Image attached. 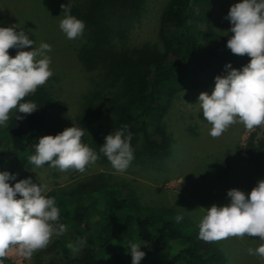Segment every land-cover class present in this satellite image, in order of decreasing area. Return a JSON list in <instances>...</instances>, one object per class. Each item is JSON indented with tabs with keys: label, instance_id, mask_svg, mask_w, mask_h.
Masks as SVG:
<instances>
[{
	"label": "trees",
	"instance_id": "16d2710c",
	"mask_svg": "<svg viewBox=\"0 0 264 264\" xmlns=\"http://www.w3.org/2000/svg\"><path fill=\"white\" fill-rule=\"evenodd\" d=\"M216 1L168 0L158 42L132 46L121 41L139 19L145 0H66L71 14L86 25L76 59L91 76L80 112L71 115L51 86H39L24 98L39 108L21 113L25 118L17 121L12 110L7 126L0 127V171L18 173L17 181L30 177L39 183L32 173L35 166L27 161L39 138L74 125L88 133L98 157H104L99 151L104 138L127 125L132 161L163 170L174 142L165 120L179 93L207 88L217 75H226L225 64L240 69L251 59L226 47L232 35L226 19L230 8L224 27H218ZM8 52L10 57L17 54L15 47ZM254 139L252 135L248 142L249 153L257 157L261 148ZM46 195L55 198L65 231L39 250L37 264H132L126 254L129 242L142 245L146 253L140 264H227L219 246L199 239V229L185 215L178 223L180 213L174 209L145 206L130 182L98 173Z\"/></svg>",
	"mask_w": 264,
	"mask_h": 264
},
{
	"label": "clouds",
	"instance_id": "9594fccd",
	"mask_svg": "<svg viewBox=\"0 0 264 264\" xmlns=\"http://www.w3.org/2000/svg\"><path fill=\"white\" fill-rule=\"evenodd\" d=\"M61 7L64 11L60 30L70 40L81 36L86 27L84 21L71 14L68 4ZM226 19L232 25L226 47L233 54H247L251 59L240 69L230 62L225 64L226 75L215 77L211 94L201 92L198 96L196 104L211 125L208 134L213 138L220 137L237 122L247 129L264 125V0H240L230 7ZM33 43L36 41L29 39L23 28L16 31L14 26H0V127L7 126L12 110L17 113L16 121L25 118L21 113L36 111L39 107L24 98L53 75L48 55L51 45L46 42L10 57V48L24 49ZM127 129L124 125L108 134L99 149L118 172L125 171L134 159L132 134ZM83 136L84 129L75 125L55 136H42L27 161L37 168L48 163L61 171L75 169L83 173L98 159L97 152L82 143ZM18 175L0 171V264L11 248L16 247L21 256L31 258L54 235L65 231V225L59 222L55 198L46 195L47 185L42 181L35 183L30 177L17 181ZM227 197L230 200L225 205L200 207L206 211L198 225V238L213 242L227 237L258 236L262 243L247 251L249 255L264 258V179L250 193L233 188ZM183 219L181 214L176 216L178 223ZM141 247L129 242L126 254L131 255L132 264H140L145 257Z\"/></svg>",
	"mask_w": 264,
	"mask_h": 264
},
{
	"label": "rangeland",
	"instance_id": "374dc122",
	"mask_svg": "<svg viewBox=\"0 0 264 264\" xmlns=\"http://www.w3.org/2000/svg\"><path fill=\"white\" fill-rule=\"evenodd\" d=\"M167 1L145 0L139 19L121 43L139 46L158 42L160 15ZM239 2L216 1L215 20L218 27H224L226 23V10ZM65 3L66 0H0V26H14L16 31L23 28L29 39L36 41V44L24 49L15 48L17 53L31 51L41 42L51 45L48 55L53 75L46 83L69 105L70 114L76 116L80 112L82 94L87 89L91 74L86 73L76 59L81 36L70 40L59 28L64 11L61 6ZM214 86L215 82L207 88H187L175 99L165 120L173 134L172 153L161 171L148 164L131 161L125 171L118 172L104 156L98 157L83 173L75 169L61 171L47 165L34 167L32 173L39 182L47 185V192L74 187L98 173L130 182L145 206L174 209L199 229V222L206 211L200 207L225 205L230 200L227 197L230 189L250 193L257 182L264 179V125L247 129L237 122L220 137L213 138L208 134L211 125L204 119L202 109L196 103L201 92L211 94ZM86 135L88 133L84 131L85 139ZM252 135L255 136L256 146L261 148L257 157L249 153L248 142ZM85 141L91 148L87 139ZM54 238L55 235L48 245ZM213 242L223 251L227 264H264V258L249 255L247 251L262 243L258 236L227 237ZM17 250L13 247L8 253ZM39 250L31 258L19 254L17 261L5 257L3 264H37Z\"/></svg>",
	"mask_w": 264,
	"mask_h": 264
},
{
	"label": "built area",
	"instance_id": "2783aa9c",
	"mask_svg": "<svg viewBox=\"0 0 264 264\" xmlns=\"http://www.w3.org/2000/svg\"><path fill=\"white\" fill-rule=\"evenodd\" d=\"M6 257L9 259L14 258L17 261V257H19V252L17 250V252H12L11 254L8 253Z\"/></svg>",
	"mask_w": 264,
	"mask_h": 264
}]
</instances>
